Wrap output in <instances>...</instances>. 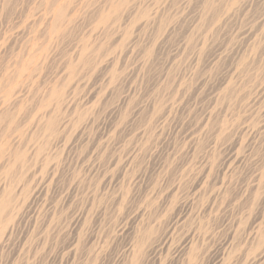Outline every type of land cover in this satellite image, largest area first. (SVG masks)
<instances>
[{"label":"rangeland","instance_id":"374dc122","mask_svg":"<svg viewBox=\"0 0 264 264\" xmlns=\"http://www.w3.org/2000/svg\"><path fill=\"white\" fill-rule=\"evenodd\" d=\"M223 1L0 0V264H264V0Z\"/></svg>","mask_w":264,"mask_h":264},{"label":"bare ground","instance_id":"6f19581e","mask_svg":"<svg viewBox=\"0 0 264 264\" xmlns=\"http://www.w3.org/2000/svg\"><path fill=\"white\" fill-rule=\"evenodd\" d=\"M225 1V0H224ZM223 1V2H224ZM229 1V0H228ZM232 1V0H231ZM247 1V0H246ZM214 2V1H213ZM238 2V1H237ZM241 2V1H240ZM216 2H214V4H215ZM220 3H222V2H220ZM226 3V2H225ZM243 3V2H242ZM229 4H231V3H229ZM218 5H222L223 6V4H218ZM240 5V4H239ZM238 5V6H239ZM244 5L246 6V3L244 2ZM224 6H225V4H224ZM233 6V4L230 6V9H231V7ZM237 6V5H236ZM237 6V7H238ZM74 7V6H73ZM218 7V6H217ZM217 7H216V9H217ZM233 7H235V6H233ZM232 7V8H233ZM243 7V6H242ZM220 9V8H219ZM243 9V8H242ZM225 10V9H224ZM244 10V9H243ZM219 11V10H218ZM233 11V10H232ZM210 12H212V9H211V11ZM216 12V11H215ZM222 12V11H221ZM226 11H224V13H225ZM236 12H238V11H236ZM218 13H220V12H218ZM227 13V12H226ZM234 13V12H233ZM214 14V13H213ZM225 15V14H224ZM231 15H232V13H231ZM236 15V14H235ZM220 16V15H219ZM227 16H228V14H227ZM217 17V16H216ZM216 17L215 18H213L214 20L216 19ZM222 17V16H221ZM235 17V16H234ZM233 17V18H234ZM227 18V17H226ZM156 19V18H155ZM217 19H218V17H217ZM222 19V18H221ZM232 19V18H231ZM223 20V19H222ZM228 21V20H227ZM230 21V20H229ZM264 23V22H263ZM215 24H216V21H215ZM224 24V23H223ZM222 24V25H223ZM261 25V24H260ZM217 27V26H216ZM242 36V35H241ZM217 46V45H216ZM253 56V55H252ZM251 56V57H252ZM250 59V58H249ZM251 61H252V59H251ZM247 64V63H246ZM174 65V64H173ZM239 66V65H238ZM235 74H236V72H235ZM238 74V73H237ZM234 77H236V76H234ZM239 79V78H238ZM178 98V97H177ZM173 103V102H172ZM169 105V104H168ZM166 107V106H165ZM169 107V106H168ZM171 107H172V105H171ZM226 108V107H225ZM170 109V108H169ZM164 110V109H163ZM182 110V109H181ZM224 111V110H223ZM165 113V112H164ZM167 114V113H166ZM162 115H163V113H162ZM160 117H161V115H159ZM163 117V116H162ZM165 117V116H164ZM157 118V117H156ZM210 118V117H209ZM249 119V118H248ZM161 123V122H160ZM241 123V122H240ZM243 123V122H242ZM247 123V122H246ZM245 124V123H244ZM237 125V124H236ZM239 125V124H238ZM245 127V126H244ZM248 127V126H247ZM234 129H235V127H234ZM245 130V129H244ZM232 131V130H231ZM237 132V131H236ZM241 133H243V132H241ZM239 135V134H238ZM241 135V134H240ZM224 138V137H223ZM236 141V140H235ZM237 144V143H236ZM226 171V170H225ZM219 195H220V193H219ZM212 196V195H211ZM216 196V195H215ZM213 201V200H212ZM168 233V232H167ZM144 243H146V242H144ZM137 250V249H136Z\"/></svg>","mask_w":264,"mask_h":264}]
</instances>
